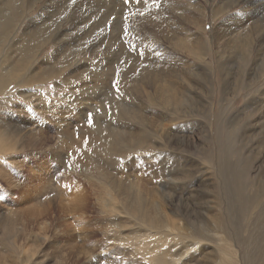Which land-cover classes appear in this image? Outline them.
Here are the masks:
<instances>
[{
  "label": "rangeland",
  "instance_id": "1",
  "mask_svg": "<svg viewBox=\"0 0 264 264\" xmlns=\"http://www.w3.org/2000/svg\"><path fill=\"white\" fill-rule=\"evenodd\" d=\"M195 1L206 6L202 27L164 0L10 5L19 28H0V264H264V21L244 20H264V0ZM236 14L254 48L218 40ZM154 16L201 45L154 30L158 43H144ZM121 49L143 59L126 62ZM169 56L186 63L178 100L152 86L173 72ZM125 72L139 80L121 82ZM62 149L75 165L54 157ZM74 150L88 155L77 161Z\"/></svg>",
  "mask_w": 264,
  "mask_h": 264
},
{
  "label": "bare ground",
  "instance_id": "2",
  "mask_svg": "<svg viewBox=\"0 0 264 264\" xmlns=\"http://www.w3.org/2000/svg\"><path fill=\"white\" fill-rule=\"evenodd\" d=\"M2 1L4 2V3H2ZM27 1H33V0H0V6H3L4 7V9L3 10H0V28L1 29H5V28H7V27H9V26H11V25H13L14 27H18L17 26V24L16 23H14V21H13V18H11L10 17V14H11V11H12V8H9L10 7V5H12V4H17V3H26ZM140 1H143V2H145V0H140ZM156 2H158V1H162V0H155ZM171 2L172 1V3L174 4V6H175V8L176 9H178V10H180V17L182 18V19H189V18H192L191 20H193L194 18H195V16H193L191 13H190V10L192 9L196 14H198V16H199V21H201L199 24H200V27H202V16L203 15H205L206 14V12H205V9H206V6H202L198 1H195L194 2V0L192 1V0H164V2ZM235 1V0H234ZM246 2V1H245ZM234 3V2H233ZM233 3L232 4H230V6L229 7H231L232 5H233ZM251 4H256V1L255 0H251ZM264 4V3H263ZM257 5V4H256ZM166 8L168 7V5L167 4H165L164 5ZM238 6V5H237ZM251 6V5H250ZM186 7L188 8L189 7V12L187 13V15L185 14V11L187 10L186 9ZM252 7V6H251ZM264 7V6H263ZM262 8V7H261ZM251 10V9H250ZM262 11V10H261ZM160 13V12H159ZM263 14V13H262ZM61 14H57V15H53L52 16V23H51V26H52V24H53V22L55 21V19L56 18H58L59 16H60ZM246 17H245V21H253V23L254 24H259L260 22H263L264 20H261V19H259L260 17H259V15H260V13H257V11L255 12H251V14H249V13H246ZM264 16H262V18H263ZM196 19V18H195ZM3 20H4V22H3ZM38 20H41V19H37V21ZM232 20H233V22H227L228 23V26H224L223 25V29H221V30H219L218 31V33L216 34V36H217V38H218V40H220L223 36H225V37H227L228 36V40H227V42H225V44L226 43H228V42H230V43H234L233 42V40L234 39H239V42L241 41V40H245V41H247V42H249V44L251 45V47L252 48H254V45L256 44V40H255V38H252L251 36H249V37H246L245 35H243V33L241 32V28L243 27V25H244V23H245V21L243 20V19H241L240 18V15H235V16H233L232 17ZM21 21V20H20ZM162 21V19H161V17H158V16H154V18H152V20L150 21V20H146V22H145V24L144 25H142V27H141V30H140V34L142 35V40H143V42L144 43H150V42H152L153 44H155V43H158L157 42V39H156V37L155 36H152L153 34H152V31L154 30V32H157V33H159V34H161L162 36H163V38H164V40L167 42V43H169V42H172V40H173V42L174 41H176V40H178L179 42H181L182 44H187V46H190V47H193L194 48V46H196V45H201L200 43H199V37H201V36H198V33H192V32H186V33H182L181 31H177L176 30V28L175 27H173V26H170L169 24H168V22H167V19H165V21H163V22H161ZM158 22H160L159 23V25H158ZM46 23H44L43 24V26H41L42 28L43 27H46ZM260 26V25H259ZM155 27H157L156 29H155ZM252 27V26H251ZM19 28V27H18ZM70 29V28H69ZM254 30V29H253ZM67 31H69V30H67ZM179 32H181V34H183L182 36H181V34L179 33ZM247 33H249V32H246V34ZM155 35V34H154ZM243 35V36H242ZM258 37V36H257ZM263 37V36H262ZM0 39H1V42H0V46L4 43V39H3V35H1L0 36ZM27 40H29L28 38H26V39H24L23 40V38L21 37V39H20V41H19V43L18 44H25V43H27ZM222 40H223V38H222ZM262 44V43H264V40H263V38H260V39H258L257 40V44ZM15 44H17V43H15ZM172 44V43H171ZM15 46V45H14ZM18 47V46H17ZM16 48V47H15ZM10 49V48H9ZM28 49V47L25 45L23 48L22 47H19V49H18V51H19V53H17V51H16V53L18 54V55H23L22 57L24 58V56L26 57L27 55H25V53H22V52H24V51H26ZM69 48H67V50H68ZM159 49V51H162V49H160V48H158ZM256 49V48H255ZM261 49H259L258 51H260ZM163 52V51H162ZM163 53H165V52H163ZM120 55H123V56H125L124 58L126 59V62L128 61V62H133L132 60H130V59H134L135 60V62H138L139 60H141V59H143V56H126V53L125 52H123V50L121 49V51H120ZM164 55H168L167 53H165ZM260 54H258V56H259ZM65 55L63 54V55H61L60 56V58L62 59V58H65V57H67V56H65ZM258 56H257V58H258ZM21 57V56H20ZM19 59H21V58H19ZM185 60V59H184ZM24 61V60H23ZM25 61H26V59H25ZM30 61V60H29ZM164 61L166 62V63H170V64H173V62L174 61H176V65L175 66H173V72H167V74H163V73H161V74H157L156 75V79L154 80V83L152 84V86H153V88H154V90H161V88L162 87H165V88H167V90H168V94H169V96L167 97L169 100H170V97H173V96H175L174 94H176L177 92H178V90L180 89V87H179V82L180 81H183V76H184V74H185V71H182V70H184L185 68L184 67H182V69H181V71L179 70L180 69V67L183 65H185L186 63L183 61V59L181 58V57H179L177 60H173V57H171V56H169V57H166L165 59H164ZM186 61V60H185ZM22 62V61H21ZM256 64H258L257 62H256ZM255 64V65H256ZM38 66V65H37ZM189 67V66H188ZM39 69H40V66L38 67ZM150 68H152V67H150ZM190 68V67H189ZM131 71H130V73L131 72H137L138 71V68H137V65H136V63H135V65H134V67H131ZM190 70V69H189ZM34 71V70H33ZM32 71V72H33ZM35 72H36V70H35ZM187 72H188V70H187ZM38 73V72H37ZM33 74V73H32ZM31 74V75H32ZM189 74V73H188ZM40 76H41V74H39ZM40 76H38L37 74L36 75H34L33 74V76L31 77V78H34V81L33 82H38V80L40 79L39 77ZM29 77V76H28ZM139 75L138 76H134V77H132L128 72H125V73H123L122 75H121V77H120V79H121V82L123 81H125V80H130V79H136V80H139ZM189 77V76H188ZM2 76H1V78H0V81L2 80ZM30 78V79H31ZM28 79V78H27ZM191 79H189L188 78V81H190ZM28 82H30V80H27ZM192 81V80H191ZM5 84V82L4 83H2L1 85H0V87H2L3 85ZM181 84H183V83H181ZM157 91H155L156 93L155 94H157ZM141 94L143 95L144 93L143 92H141ZM74 95V94H73ZM176 97V96H175ZM145 98H148V97H145ZM177 98V97H176ZM100 99V98H99ZM179 98H177V100H178ZM187 99V98H186ZM39 100V99H38ZM76 100V99H75ZM7 101V100H6ZM39 102V101H38ZM178 102V101H177ZM165 103V102H164ZM183 103V102H182ZM81 104V103H80ZM166 104V103H165ZM168 104V103H167ZM186 105V104H185ZM23 106H25L26 107V109H28V106H26V105H23ZM53 106V105H52ZM64 106V105H63ZM74 106V105H73ZM102 106H104V105H102ZM129 106H130V104H125L124 105V108H125V114H130L132 111H133V109L131 110V108H129ZM168 106V105H167ZM76 107V106H75ZM69 108L71 109V106H69ZM68 108V109H69ZM19 109V108H18ZM75 109V108H74ZM77 109H79V107L77 108ZM16 110V109H15ZM23 110V109H22ZM64 110V112L65 113H68L67 112V109L66 108H64L63 109ZM72 110H73V108H72ZM140 110H141V113H144L147 117H149V116H153V115H155L156 113L155 112H152V114L153 115H149V112H147L146 110H144L143 109V107H141L140 106ZM19 111V110H18ZM27 111V110H26ZM17 112V111H16ZM63 112V111H62ZM74 115H78V116H81V112L79 111L77 114H74ZM4 116V115H3ZM77 116V117H78ZM75 117V116H74ZM158 117L160 118V120L161 121H164L165 120V118L163 117V115L162 114H158ZM6 118V117H5ZM73 119V118H72ZM76 118H74L73 120H75ZM79 119H81V118H79ZM29 120V119H28ZM4 121V120H3ZM80 121V120H79ZM98 121H99V117H98ZM159 121V120H158ZM75 122L77 123V121L75 120ZM81 122V121H80ZM32 123V122H31ZM54 123H56V125H57V127L59 126V125H62L63 124V126L64 127H66V128H72V127H75V126H72V122H70L69 120H67V121H61V122H58L57 120H54ZM83 123V122H82ZM101 123H100V121L95 125V126H99ZM29 125V124H28ZM89 125H91L90 123H89ZM21 126H23V124H21ZM33 126V125H32ZM63 126H62V128H63ZM80 126V125H79ZM47 127V126H46ZM60 127V126H59ZM81 128L83 127V126H80ZM16 128V127H15ZM25 128H26V126H25ZM29 128V127H28ZM50 128V127H49ZM99 128H102L101 126L99 127ZM17 129V128H16ZM27 129V128H26ZM31 129V128H30ZM61 129V128H60ZM59 129V130H60ZM20 130V129H19ZM18 130V131H19ZM32 130H34V129H32ZM32 130H30V131H32ZM49 130V129H48ZM69 130V129H68ZM113 130V129H112ZM17 131V130H16ZM116 131V130H115ZM70 132V131H69ZM82 133V132H81ZM113 134H116L114 131L112 132ZM64 134V133H63ZM107 134L109 135L110 134V131L109 132H107ZM6 135V134H5ZM82 135V134H81ZM100 135V134H99ZM98 135V136H99ZM13 136V135H12ZM96 136V135H95ZM98 136H96V137H98ZM3 137V136H2ZM27 137V136H26ZM80 137V139H81V136H79ZM101 137V136H100ZM66 138V137H65ZM83 138V137H82ZM90 140V139H89ZM100 140V139H99ZM107 140V139H106ZM71 140L69 139V136L67 137V141H63L62 143H66L67 142V145L69 144V142H70ZM86 142H87V139L85 140ZM96 141V140H95ZM110 141V140H109ZM46 142V141H45ZM92 142V141H91ZM96 142H98V141H96ZM73 143H75L74 144V146H73V148L72 149H74V148H76V147H78V145L80 144V146H84L83 144H85L84 143V141L81 139L80 140V142H77V141H74V142H72V144ZM94 143V142H93ZM107 143V142H106ZM71 144V145H72ZM66 145V144H65ZM93 145V144H92ZM56 147H58L57 145H55ZM86 146H87V144H86ZM113 146V145H112ZM55 147V148H56ZM61 148H64V146H60ZM67 147H69V146H67ZM94 148V147H93ZM69 149V148H68ZM71 149V150H72ZM63 150V149H62ZM70 150V151H71ZM104 150H106V149H104ZM66 154H65V157H63V155L60 153V151H55V152H53V155H54V157H56V158H60L61 160L62 159H64V158H66V160H68L71 164L70 165H75L76 164V161L73 159V157H72V159H70L71 157L70 156H68L69 155V150H67V151H65V149L63 150ZM62 151V152H63ZM92 151V150H91ZM94 151V150H93ZM111 151V150H110ZM63 152V153H64ZM81 152V153H80ZM79 153V154H78ZM73 154H78L77 156V161L78 160H80V159H82V158H84V157H86V156H84L85 154L86 155H88L85 151H79V152H77L76 150H74V153ZM110 154H111V152H110ZM71 155H72V153H71ZM95 156H96V154H94ZM50 156V155H49ZM95 159V158H94ZM101 159V158H100ZM58 162H59V160H58ZM118 162V161H117ZM120 163V162H119ZM51 164V163H50ZM78 164H80L81 165V163H78ZM82 164H84V163H82ZM104 164V163H103ZM98 165V164H97ZM100 165V164H99ZM79 166V165H78ZM83 166V165H82ZM70 167V166H69ZM78 168V167H77ZM72 169V168H71ZM65 171H66V169H65ZM161 210L162 211H164V209H162L161 208ZM163 213V212H162ZM168 216V215H167ZM167 218H169V216L167 217ZM179 219V218H178ZM161 237V236H160ZM162 239V238H161ZM165 239V238H164ZM165 241V240H164ZM167 245V244H166ZM165 245V246H166ZM164 246V247H165ZM163 248V247H162ZM154 251V250H153ZM169 253V252H168ZM226 254L227 253H225V257H226ZM229 254V253H228ZM168 255V254H167ZM170 255V254H169ZM229 255H231V254H229ZM161 256V255H160ZM172 257V256H171ZM159 258H161V257H159ZM164 258V257H163ZM233 258V257H232ZM225 259H227V258H225ZM228 259H230V258H228ZM165 261V260H164ZM170 261H172V260H170ZM167 262V261H166ZM176 262V261H175ZM229 262H230V260H229ZM170 263V262H169ZM173 263V262H172ZM234 264H236V263H234Z\"/></svg>",
  "mask_w": 264,
  "mask_h": 264
},
{
  "label": "snow or ice",
  "instance_id": "3",
  "mask_svg": "<svg viewBox=\"0 0 264 264\" xmlns=\"http://www.w3.org/2000/svg\"><path fill=\"white\" fill-rule=\"evenodd\" d=\"M125 2L126 3H128V2H130V0H125ZM138 2H139V0H138ZM92 121H91V114H89V123H91Z\"/></svg>",
  "mask_w": 264,
  "mask_h": 264
}]
</instances>
